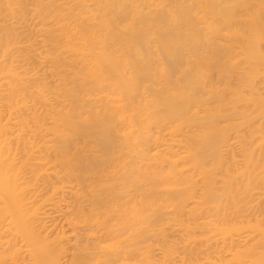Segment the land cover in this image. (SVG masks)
<instances>
[{
    "label": "bare ground",
    "instance_id": "1",
    "mask_svg": "<svg viewBox=\"0 0 264 264\" xmlns=\"http://www.w3.org/2000/svg\"><path fill=\"white\" fill-rule=\"evenodd\" d=\"M253 108L264 0H0V264H264Z\"/></svg>",
    "mask_w": 264,
    "mask_h": 264
},
{
    "label": "rangeland",
    "instance_id": "2",
    "mask_svg": "<svg viewBox=\"0 0 264 264\" xmlns=\"http://www.w3.org/2000/svg\"><path fill=\"white\" fill-rule=\"evenodd\" d=\"M240 10H241V9H240ZM240 10L238 11V13H239L241 16H244V15H245L244 10H242V11H240ZM244 24H245V23L241 20V21H239V22H237V23H234V24L232 25V27L239 28V29L242 31V30L244 29ZM244 57H245V53L239 55V56L237 57V59L244 58ZM247 102H249V101H247ZM248 107L251 108V106H248ZM250 108H248V109L250 110ZM256 110H257V109H256ZM256 110H255L254 108L252 109V111H254V112H252V115H253V113H255ZM262 113H264V112H262ZM262 113H258V114L255 113V114H254L255 117H256V116H257V117H256V118L253 117L254 119H252V117H250L249 119H251V123L254 122V121H256V119H257V121H258V123H259L258 117H260V115H261ZM261 116H262V115H261ZM247 118H248V117H247ZM260 119H262V118H260ZM252 120H253V121H252ZM257 121H256V123H257ZM260 121H261V120H260ZM262 121H264V120H262ZM249 122H250V121H249ZM242 128H243L244 131H243L242 129H241V130H242L243 132H245V128L248 130V129H249V125L247 126V124L245 123V125H242ZM241 130H240V132H242ZM261 130H262V131L257 132L258 136L255 135V134H253V136H254V137H255V136H256V137H259L260 134L264 133V122H262ZM234 131H236V130H234V128H233V130L231 131L233 135H231V133H230V135H229V136H230V137H229V140H230V141L233 140L232 143H234L235 137H236V135H237V134H235V133H237V132H234ZM244 134H245V133H244ZM234 135H235V136H234ZM233 136H234V137H233ZM246 136H247V134H246ZM232 137H233V138H232ZM247 137H248V136H247ZM248 140H249V137L247 138V141H248ZM245 141H246V140H245ZM247 141H246V142H247ZM230 143H231V142H230ZM231 145H232V144H231ZM231 145H230V147H231ZM234 145H238L237 141H235ZM232 147H233V146H232ZM238 147H239V145H238ZM238 147L236 146V147H233V148L238 149ZM236 149H235V150H236ZM239 150H240V147H239V149H238V152H239ZM231 151H232V149H231ZM232 152H233V151H232ZM235 152H236V151H235ZM235 152H234V153H235ZM224 156H225V155H224ZM224 156H223V157H224ZM255 156H257V155L255 154ZM262 156H264V154H261V156H260V154H259V157H255V158H258V160H259V158H260V160H261L262 158H264V157H262ZM228 157H229V156H228ZM253 157H254V156H253ZM226 158H227V156L223 158L224 161H225ZM236 158H237V157H236ZM238 158H239V156H238ZM223 159H222V160H223ZM228 159H229V158H227V160H228ZM261 161H262V160H261ZM222 219H224L226 222H228V223H226V222L224 223V220H223V221H221L222 223H224L225 225H227V224L231 225L232 223L235 222L234 220H236L237 218L234 219L233 217H232V218H231V217H229V218L226 217V219H225V218H222ZM220 220H221V219H220ZM233 221H234V222H233ZM218 223L220 224V221H219ZM222 223H221V224H222ZM225 225L222 224V226H225ZM220 226H221V225H220ZM222 226H221V227H222ZM168 237H169L168 239H170V238H172L173 236H172V237L168 236ZM224 254L227 255L226 253H224ZM257 254H258V253H256L255 256H256ZM247 255L249 256V254H247ZM228 256H229V255H228ZM228 256H226V257H228ZM246 258H247V257H246ZM262 258H264V256H262Z\"/></svg>",
    "mask_w": 264,
    "mask_h": 264
}]
</instances>
